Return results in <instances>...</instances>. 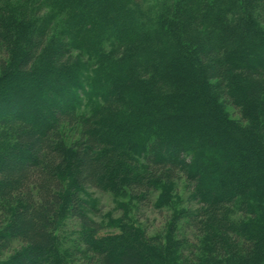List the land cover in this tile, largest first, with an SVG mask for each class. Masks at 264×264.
Instances as JSON below:
<instances>
[{
  "label": "trees",
  "instance_id": "trees-1",
  "mask_svg": "<svg viewBox=\"0 0 264 264\" xmlns=\"http://www.w3.org/2000/svg\"><path fill=\"white\" fill-rule=\"evenodd\" d=\"M263 7L0 0V204H11L0 251L24 246L6 264H72L54 236L60 211L79 221L81 264H264ZM20 84L38 110L18 109ZM179 177L197 206L176 213L193 240L102 233L84 212L87 189L123 185L149 202L156 182Z\"/></svg>",
  "mask_w": 264,
  "mask_h": 264
},
{
  "label": "rangeland",
  "instance_id": "rangeland-1",
  "mask_svg": "<svg viewBox=\"0 0 264 264\" xmlns=\"http://www.w3.org/2000/svg\"><path fill=\"white\" fill-rule=\"evenodd\" d=\"M253 16L259 25L264 23V7L258 12H253ZM56 29V28H55ZM56 38L53 33L50 37ZM48 38V40H49ZM48 43V41H47ZM38 76L37 79H39ZM214 89H217V82L213 81ZM23 86V85H22ZM20 86H16L18 93L13 96L16 97V103L18 109L21 110H38L41 103L35 101L34 90L28 85V90ZM28 93H27V92ZM31 93V94H30ZM213 95L218 99L221 105V110L227 118L239 126L246 127L249 122H242L241 109H234L230 106L221 96L220 91H213ZM23 100L25 101H21ZM83 101V100H82ZM44 103V109L48 112L51 110V103L41 101ZM20 106V108H19ZM63 107V105L58 104ZM42 107V109H43ZM51 119V117H47ZM38 122V120H34ZM254 123V128L259 127ZM258 130V129H257ZM260 134V132H259ZM262 135V134H260ZM264 144V142H263ZM64 176L65 190L67 193H71V177ZM190 190L186 187L185 179L182 177L172 180L170 182L158 181L155 184L154 190L151 192L149 202L144 200L136 201L135 197L130 195L129 190L123 185H110L109 189L105 192H100L94 189H87L80 193L81 199L86 203L84 212L93 221L100 223L104 226L102 233L119 234L121 228L124 225L134 228L136 231L145 234L148 237H161L162 239L171 237L169 232L173 233L181 232L183 237L187 240H193L194 238L189 236L195 234L191 228L184 225V220H181L177 216V212L180 210H190L194 212L197 208L195 204L189 201ZM12 203V202H11ZM10 207L9 203L0 204V229L8 223L10 219ZM238 216L237 214L233 215ZM79 221L73 218L67 211H60L59 225L54 231V236L62 244L64 249H68L66 258L72 264H81L85 257L77 255L76 250L82 249L79 241ZM175 236V235H174ZM24 246L18 242L11 243L10 247L6 251H0V264H6L7 261L13 257L19 251H22ZM86 264V263H85Z\"/></svg>",
  "mask_w": 264,
  "mask_h": 264
}]
</instances>
